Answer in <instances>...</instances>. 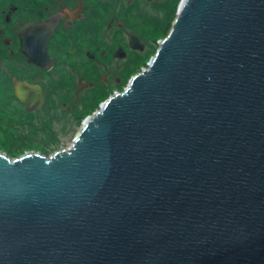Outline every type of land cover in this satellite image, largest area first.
I'll use <instances>...</instances> for the list:
<instances>
[{
	"label": "water",
	"instance_id": "water-1",
	"mask_svg": "<svg viewBox=\"0 0 264 264\" xmlns=\"http://www.w3.org/2000/svg\"><path fill=\"white\" fill-rule=\"evenodd\" d=\"M116 92L69 148L0 151V264H264V0H181Z\"/></svg>",
	"mask_w": 264,
	"mask_h": 264
},
{
	"label": "flooded vegetation",
	"instance_id": "flooded-vegetation-1",
	"mask_svg": "<svg viewBox=\"0 0 264 264\" xmlns=\"http://www.w3.org/2000/svg\"><path fill=\"white\" fill-rule=\"evenodd\" d=\"M179 1L0 0V124L10 125L15 137L21 133V146L30 137L25 126L32 125L33 144L62 145L59 135L67 121L81 120L82 125L143 69L131 71L138 61L146 67L152 56L145 61L146 52L158 47L159 33L170 30ZM23 49L40 59L28 61ZM19 54L30 70L18 71L13 58ZM16 80L40 88L43 101L38 108L25 109ZM6 99L19 106L17 118L4 116ZM46 102H52L51 110L41 109ZM56 109L70 118L60 121ZM51 116L59 120L60 131L53 128Z\"/></svg>",
	"mask_w": 264,
	"mask_h": 264
},
{
	"label": "rangeland",
	"instance_id": "rangeland-1",
	"mask_svg": "<svg viewBox=\"0 0 264 264\" xmlns=\"http://www.w3.org/2000/svg\"><path fill=\"white\" fill-rule=\"evenodd\" d=\"M178 4H180V1L178 2ZM168 32H169V29L168 30L166 29L163 32L159 33V35L157 37L159 38V40H161V39H163L168 34ZM154 47H155V45L153 46V49H151V50H149V51L146 52L145 61H147L149 59V56L150 55H153L154 54V52L156 50V49H154ZM2 62L5 63V60H2ZM13 62H14L15 65H17L16 67H18V71L26 72L27 70H30V68L25 64L24 59H23V57L20 54H19V56L15 57V59L13 58ZM140 67H145L144 66V62H141V60L138 61V63H136V65L131 69V71L132 72L138 71ZM2 99H3V97H2ZM5 101L7 102V106H6V108L2 107L3 110L6 111V112L3 113L4 116L5 115H9V116H15L17 118V116H18V110L15 109V108L18 105L15 104V103H13L11 101V99H6ZM12 106H14V107H12ZM51 106H52V102H46L42 106L41 109L42 110H45V109L51 110L50 109ZM56 111H57V115L61 119L60 121L63 122V119H69L70 118L67 114L61 115V114H59V112H58L57 109H56ZM49 113H50V115H52V112L51 111ZM52 120H53V123L52 124H54L53 128H55V130L60 131L58 129L59 126H60V123L56 122V121H59L57 119V117L56 118H53ZM0 122H3V120H0ZM67 122L68 123H67V127L65 129V133H62L60 131V135H59L60 141L62 140L61 141V144L62 145H59V146L58 145H56V146H54V145L53 146L48 145L46 148H40L41 145H37V144H33L32 143L33 135L31 134V132L29 131L28 128L31 129L35 125H32L30 127L25 126V127H27V128H25V132H27V134L30 135V137L26 141H24L25 142V145L24 146H21V145L18 144V140H22L21 133H17V137H15V136H13L15 134L14 129L10 125H7V127L5 128V127H3V125L0 124V151L5 152L8 156L15 155L13 153V151H16V150L19 151L18 152L19 153L18 155L22 154L26 150L27 151H29V150L38 151V152L44 153L45 155H49L54 150H58V149H60V148H62L64 146L66 148V147L70 146V143L72 142V139L75 137V135L79 131L82 121L80 120L78 122H73V121H71V122L70 121H67ZM11 134H12V136H11ZM54 134H56L55 131H54ZM43 142L45 143L46 140H44ZM12 146H17V147H12ZM60 146H62V147H60ZM19 148H21V150Z\"/></svg>",
	"mask_w": 264,
	"mask_h": 264
},
{
	"label": "trees",
	"instance_id": "trees-1",
	"mask_svg": "<svg viewBox=\"0 0 264 264\" xmlns=\"http://www.w3.org/2000/svg\"><path fill=\"white\" fill-rule=\"evenodd\" d=\"M12 147H17V146H12ZM20 150H21V148H19ZM19 151L18 150H16V151H13V153L15 154V155H12V156H17L19 153H18Z\"/></svg>",
	"mask_w": 264,
	"mask_h": 264
},
{
	"label": "bare ground",
	"instance_id": "bare-ground-1",
	"mask_svg": "<svg viewBox=\"0 0 264 264\" xmlns=\"http://www.w3.org/2000/svg\"><path fill=\"white\" fill-rule=\"evenodd\" d=\"M71 145V144H70ZM70 146H68L67 148H69Z\"/></svg>",
	"mask_w": 264,
	"mask_h": 264
}]
</instances>
